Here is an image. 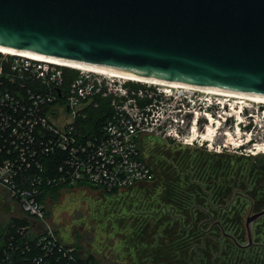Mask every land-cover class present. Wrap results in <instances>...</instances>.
Here are the masks:
<instances>
[{"label":"built area","instance_id":"1","mask_svg":"<svg viewBox=\"0 0 264 264\" xmlns=\"http://www.w3.org/2000/svg\"><path fill=\"white\" fill-rule=\"evenodd\" d=\"M157 85L0 48V189L21 210L0 264H92L47 222L40 197L60 185L111 191L151 181L145 135L191 144L187 90ZM101 101L112 114L89 133L79 123Z\"/></svg>","mask_w":264,"mask_h":264},{"label":"water","instance_id":"2","mask_svg":"<svg viewBox=\"0 0 264 264\" xmlns=\"http://www.w3.org/2000/svg\"><path fill=\"white\" fill-rule=\"evenodd\" d=\"M0 46L264 97V0H0Z\"/></svg>","mask_w":264,"mask_h":264},{"label":"rangeland","instance_id":"3","mask_svg":"<svg viewBox=\"0 0 264 264\" xmlns=\"http://www.w3.org/2000/svg\"><path fill=\"white\" fill-rule=\"evenodd\" d=\"M151 88L157 91L168 87L157 85ZM178 89L173 88V92L177 94ZM183 97L187 113L186 123L182 128L184 135L191 139L197 133L195 143H183L163 134L146 135L142 140L146 158L155 160L157 165L164 154L163 149L173 154L178 151L180 156L184 155L193 161L199 160L205 169L212 168L211 164L216 162L227 163L232 167L230 172L238 170V176H242L238 177V184H249V188L236 189L234 196L235 192L250 194V166H261L264 161V102L196 90L187 91ZM240 110L241 116L238 114ZM211 115L214 118L212 121ZM208 126L213 129L214 140L204 138L202 141L201 134L208 132ZM201 142H204L203 145ZM152 154L155 156L152 157ZM157 169L158 177L153 182L119 189L115 194H108L90 185L53 192L45 198L46 220L58 231L60 238L69 243L75 242L85 256L93 255L99 264H156L160 260L156 247L159 242L166 240L160 236L167 235L170 241V231L182 230L174 225L173 216L167 213V209H172L175 204L181 208L180 212L191 211L196 202L185 178H175L178 180L176 184H172L173 173L160 166ZM176 192L178 196H174ZM200 198L204 199L203 196ZM248 204L243 197H239L233 204L238 206L240 214L242 212L238 236L245 244L248 241L245 228ZM242 208H245L244 211ZM18 214H21V210L11 204L8 192L2 190L0 221L10 220ZM189 222L185 220L184 224L188 226ZM199 223L197 221L196 225ZM195 232L193 227L186 231L190 237V241L185 240L189 243V250L199 239H194L199 235H193ZM173 234L176 238L177 234ZM228 243L230 241L227 240L207 243V264H250V250H238L227 245ZM173 247L183 248V243H174ZM183 249L188 250L186 247ZM177 250L173 251L174 254H177Z\"/></svg>","mask_w":264,"mask_h":264},{"label":"trees","instance_id":"4","mask_svg":"<svg viewBox=\"0 0 264 264\" xmlns=\"http://www.w3.org/2000/svg\"><path fill=\"white\" fill-rule=\"evenodd\" d=\"M111 114L112 109L109 104H107V101H101V104L98 107H93L90 110V114L86 119H81L79 125L82 129L89 131V133L99 132L105 119ZM142 140L140 147L142 151V157L152 168L154 178L151 181L141 182L131 186L130 188L139 184L153 182L158 177L159 170L157 169V167L160 166V168H163L167 172L173 173L174 181L172 184H176L175 182L179 178H185L186 183L190 184L188 186V189H190L196 197V202H194V207L191 211L180 212L181 208L175 204L172 206V209H167V213L173 216L172 220H174V225H177L182 230L170 231V234H172L170 241L167 235L160 236L161 238L166 239L165 241H161L162 243L167 242L172 244L164 245L159 242L156 250L160 256V260L157 261L156 264H207L208 260H206V256L208 255L207 250H205L206 244H211L212 241L220 242L223 240L230 241V243H228L227 245L235 249L242 251L250 250V264H264V246L262 244L248 247L239 246V244H245L244 240L240 239L238 236L241 231V224L239 220H242V212L240 214L237 210L239 209L238 206L233 205L239 197H243L246 201H248L249 208L251 206V201L254 202L255 206L264 204V161L261 166L253 165L252 168L250 166V183H252L250 184V192L248 191L250 194L235 192L234 196L233 192L236 189L239 190L240 187L249 188V184L242 182H239L240 185L238 184V177L242 178V176H238V170H236L234 173L230 172L232 171L231 165L228 166L227 163L222 164V162H216L214 164H211L212 168L207 167L205 169L200 165L199 160L193 161L191 159H188L184 155L180 156L178 151L176 154H173L171 151L163 149L161 150L164 151V154L162 158L158 160L157 165H155V160L150 161L148 158H146L143 150ZM154 156L155 155H153L152 157ZM220 156H222V154H220ZM175 178L178 179L175 180ZM242 184L245 185L242 186ZM80 185L82 184H78L77 186ZM77 186L60 185L49 187L46 189V192L41 195L40 198L45 202V198L49 194L60 191L63 188H71ZM92 187L102 189L101 187L97 186ZM102 190L108 194H115L119 191V189H114L111 191L104 189ZM170 190L172 191V187L170 188ZM1 191L2 190H0V192ZM173 192L175 191L173 190ZM174 196H178V193L176 192ZM200 196H203L204 199H201ZM205 204L208 206H204ZM244 209L245 208H242L241 210L244 211ZM185 220L190 221L188 226L184 224ZM197 221H200V223L196 225ZM14 222H18V219L16 217L10 218V220L7 221H0V254H2L5 249L8 235L11 233L10 225ZM192 227L194 231H196L193 235L199 234L195 236L194 239H199L197 243L192 246V249L189 250V243L185 240L190 241V237L186 233V231L190 230ZM254 230L255 240L260 243H264L263 218L255 222ZM56 232L59 235L57 230ZM173 233L177 234L176 238L174 237ZM180 242L183 243V248L186 247L188 248V250L183 249L182 247H173L174 243L179 244ZM72 244L76 246L79 251H81V248H79V246L76 245L75 242ZM175 249H178L177 254H174L173 252ZM189 251H191V254L189 253ZM86 258L92 264H99L91 254H88ZM165 260H168V263H165Z\"/></svg>","mask_w":264,"mask_h":264},{"label":"bare ground","instance_id":"5","mask_svg":"<svg viewBox=\"0 0 264 264\" xmlns=\"http://www.w3.org/2000/svg\"><path fill=\"white\" fill-rule=\"evenodd\" d=\"M1 49H6L9 50V52H14V53H29L32 54L30 52H24V51H19V50H14V49H10V48H5V47H1ZM42 56V55H40ZM43 57H47V58H51L56 60L57 62H61L64 64H68L74 67H79V68H84V69H92V70H96V71H101V72H106V73H110L116 76H121V77H125L128 79H134V80H138L141 82H146V83H153V84H160V85H165L167 87H173V88H185L187 91L190 90H196V91H203V92H207V93H214V94H220V95H224V96H233L235 98H239L241 100L243 99H248V100H252V101H256V102H264V97L263 96H256V95H251V94H246V93H241V92H235V91H229V90H223V89H218V88H212V87H203V86H194V85H188V84H184V83H179V82H170V81H162V80H156V79H152V78H145V77H140V76H136V75H132L129 73H124L118 70H114V69H110V68H106L103 66H95L92 64H87V63H82V62H78V61H72V60H66V59H60V58H55V57H49V56H44ZM190 89V90H188ZM241 112L242 110H240V112H238V114H240L241 116ZM214 118L211 115L210 120L212 121ZM207 133H202L201 137L202 141L204 138H206L208 141H213L214 138V134H213V129L208 126L207 129ZM199 133V132H198ZM197 133H195V136L192 137L191 140V144L195 143V140L197 139L198 136H196ZM202 145L204 142H201Z\"/></svg>","mask_w":264,"mask_h":264},{"label":"flooded vegetation","instance_id":"6","mask_svg":"<svg viewBox=\"0 0 264 264\" xmlns=\"http://www.w3.org/2000/svg\"><path fill=\"white\" fill-rule=\"evenodd\" d=\"M262 210H264V204H262V205H260V206H255L254 202L251 201V206H250V208H249V210H248V212H247V216H248L249 214H254V213H256V212H260V211H262ZM247 216H246V217H247ZM261 218H263V217H260L259 219H261ZM259 219H257V220H259ZM257 220H256V221H257ZM254 225H255V224H254ZM253 230H254V229H253ZM260 244H262V245L264 246V243H260V242H258L257 240H255V230H254L253 244L250 245V246H257V245H260Z\"/></svg>","mask_w":264,"mask_h":264}]
</instances>
